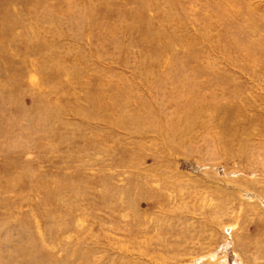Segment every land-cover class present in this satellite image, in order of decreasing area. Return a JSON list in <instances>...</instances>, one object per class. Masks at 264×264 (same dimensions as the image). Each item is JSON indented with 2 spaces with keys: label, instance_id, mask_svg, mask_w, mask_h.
Masks as SVG:
<instances>
[{
  "label": "rangeland",
  "instance_id": "rangeland-1",
  "mask_svg": "<svg viewBox=\"0 0 264 264\" xmlns=\"http://www.w3.org/2000/svg\"><path fill=\"white\" fill-rule=\"evenodd\" d=\"M0 264H264V0H0Z\"/></svg>",
  "mask_w": 264,
  "mask_h": 264
},
{
  "label": "bare ground",
  "instance_id": "bare-ground-1",
  "mask_svg": "<svg viewBox=\"0 0 264 264\" xmlns=\"http://www.w3.org/2000/svg\"><path fill=\"white\" fill-rule=\"evenodd\" d=\"M195 115H197V114H195ZM195 115H194V116H195ZM200 115H201V114H200ZM184 116H185V115H184ZM184 116H182V117H184ZM197 116H198V115H197ZM154 119H155V118H154ZM186 119H187V118H186ZM195 119H196V118H195ZM195 119H194V120H195ZM153 127H154V126H153ZM192 127H193V126H192ZM184 128H186V127L184 126Z\"/></svg>",
  "mask_w": 264,
  "mask_h": 264
}]
</instances>
